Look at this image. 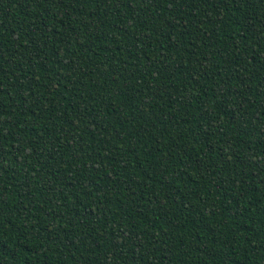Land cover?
<instances>
[{"label": "trees", "instance_id": "trees-1", "mask_svg": "<svg viewBox=\"0 0 264 264\" xmlns=\"http://www.w3.org/2000/svg\"><path fill=\"white\" fill-rule=\"evenodd\" d=\"M0 264H264V0H0Z\"/></svg>", "mask_w": 264, "mask_h": 264}]
</instances>
